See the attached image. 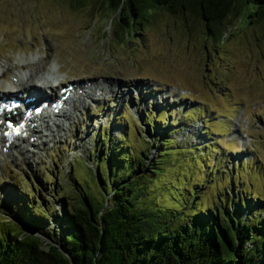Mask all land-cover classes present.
Masks as SVG:
<instances>
[{
    "label": "rangeland",
    "instance_id": "1",
    "mask_svg": "<svg viewBox=\"0 0 264 264\" xmlns=\"http://www.w3.org/2000/svg\"><path fill=\"white\" fill-rule=\"evenodd\" d=\"M239 21L232 17L216 41L198 21L160 9L121 43L106 12L66 0H0V63L9 67L0 85L33 56L42 71L56 66L64 82L120 84L105 102L86 98L75 106L63 130L0 150V218L28 230L24 210L56 227L80 188L100 203L137 155L159 165L137 178V206L178 209L184 200L183 210L213 207L221 215V206L242 205L241 222L246 212L253 220L264 215V21L234 26ZM111 149L119 161L108 173L101 159ZM189 190L195 196L186 198Z\"/></svg>",
    "mask_w": 264,
    "mask_h": 264
},
{
    "label": "trees",
    "instance_id": "2",
    "mask_svg": "<svg viewBox=\"0 0 264 264\" xmlns=\"http://www.w3.org/2000/svg\"><path fill=\"white\" fill-rule=\"evenodd\" d=\"M66 1L73 8L87 6L94 14L106 12L113 37L121 43L160 9L185 22L198 21L204 33L216 41L224 36L232 17L240 19L234 26L264 21V0ZM115 150L101 159L108 173L110 162L119 161ZM99 151L96 154L101 157ZM142 161L137 155L128 171L116 173L100 203L94 204L80 188L74 204L62 206L61 223L56 227L43 225L45 216L40 215L41 219L24 210L20 214L27 217L24 224L28 230L14 218L1 217L0 264H264L261 213L253 220L246 212L241 222L239 210L243 207L236 204L231 210L221 206L223 215L213 207L198 212L183 210L187 206L184 200L178 209L144 203L137 206V178L159 166L156 160L149 167ZM92 169L103 181L99 168ZM189 191L186 198L195 196L194 190ZM20 202L22 199L18 205Z\"/></svg>",
    "mask_w": 264,
    "mask_h": 264
},
{
    "label": "bare ground",
    "instance_id": "3",
    "mask_svg": "<svg viewBox=\"0 0 264 264\" xmlns=\"http://www.w3.org/2000/svg\"><path fill=\"white\" fill-rule=\"evenodd\" d=\"M21 60V61H20ZM19 62L21 63V69H18L17 66V71L13 74L14 79H12L11 82H17L22 89L28 90V91H35V92H40L41 90L43 91H49L50 93H55V89L58 88L56 86H53V84L49 83L50 79H56L60 77V75L55 74L56 66L50 67L49 70L42 71L41 70V65H40V60L38 56H33L30 58L29 62H24L22 59H20ZM6 63V62H5ZM18 63V61H17ZM12 65V64H11ZM30 65V66H28ZM15 66V65H14ZM32 66V67H31ZM20 67V66H19ZM9 68L8 65H3L0 63V72L4 73V70ZM38 79L40 80L42 86H34L32 85L31 80L32 79ZM94 83H97L94 81ZM100 87L97 85L95 86L102 89L105 88L107 91L112 92L114 86H120L119 83L117 82H106V81H99ZM93 85V82L91 81L89 85L87 84H82L79 82H75L74 85L72 86V90L70 91V94L67 97V107L65 109H59L54 116L47 117V112L49 111L47 109H44L42 111V115H38L36 120L39 122L38 126H28L25 128L27 129V134L23 137H18L20 139V142L18 144H15L13 140H10L8 144H6V148L9 149L11 148H17L22 144V148L25 145H30L32 144L31 141L29 140L30 135H34V139H40L43 140L42 134L44 135V132H46V136L48 135H53V131H58V130H63L64 126L61 123V120H68L72 118V113L71 109H74L75 106L84 104V100L86 98L92 97V87L90 86ZM132 88L128 87L126 91L123 93L122 96L125 94H129L131 92ZM71 108V109H70ZM1 126V124H0ZM26 127V125H25ZM5 138L0 136V147L4 145L3 140ZM32 141H34L32 139ZM42 142V141H41ZM18 149V148H17ZM25 149H19V152H22ZM242 155V154H240ZM239 157V156H238Z\"/></svg>",
    "mask_w": 264,
    "mask_h": 264
}]
</instances>
